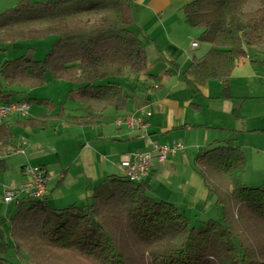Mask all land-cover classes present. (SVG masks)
I'll return each mask as SVG.
<instances>
[{
  "label": "trees",
  "instance_id": "obj_1",
  "mask_svg": "<svg viewBox=\"0 0 264 264\" xmlns=\"http://www.w3.org/2000/svg\"><path fill=\"white\" fill-rule=\"evenodd\" d=\"M186 0L185 21L201 30L209 45L190 70L200 82L219 80L230 96L235 68L247 46H264V0ZM255 4V7H253ZM253 7V8H252ZM132 0H20L0 13V44L57 39L43 60L28 50L0 65V103L27 101L47 109L43 116L0 120V171L18 146L14 131L46 129L56 118L82 126L99 124L108 109L125 110L131 93L116 79L144 77L148 90L165 86L148 61L147 34L134 30ZM52 81L76 87L66 104L28 97V90ZM14 119V120H13ZM196 170L221 209L219 219L194 226L172 202L155 198L147 182L110 176L84 203L53 207L49 195L16 199L0 223V264H264V183L249 186L239 146L215 143L197 156Z\"/></svg>",
  "mask_w": 264,
  "mask_h": 264
},
{
  "label": "crops",
  "instance_id": "obj_2",
  "mask_svg": "<svg viewBox=\"0 0 264 264\" xmlns=\"http://www.w3.org/2000/svg\"><path fill=\"white\" fill-rule=\"evenodd\" d=\"M132 2L136 23L143 22L141 28L147 29L149 64L168 76L165 86L147 93L135 90L130 92L131 99L125 110L110 108L117 112L110 113L116 134L110 140L108 128L103 125L109 122L106 115L99 123L101 136L86 131L96 130L98 125L82 126L58 118L57 123L53 122L56 119L52 120L46 129L22 128L24 131L17 138L18 143H24V150L11 154L5 170L0 171V223L6 220L13 203L5 202L8 192L24 185L31 166L44 170L49 199L57 203L56 208H63L86 202L93 189L110 176L125 177L121 163L134 151H152L154 142L163 145L179 141L185 149L165 162L155 159L146 182L155 198L172 202L184 214L187 211L197 219L201 213L211 215L217 204L215 195L196 170L198 155L215 143L241 147L239 139L244 135L251 136V147L258 149V154L264 153V59L248 56L240 63L230 79V96H225L222 81L200 82L188 70L194 59L206 54L209 45L206 44L202 56L196 55L205 45L199 40L202 31L199 34L186 21L173 22L167 16L172 0ZM194 42L198 43L197 47L193 46ZM175 76H178L177 84L171 85ZM182 80L192 81L194 85ZM33 106L39 109L30 110V116L47 113L44 106ZM80 106H66L67 114L79 115ZM142 109L151 113L149 137L143 138L138 131L116 126L117 117L140 116ZM131 138L134 140L129 142ZM124 142H129L128 146L121 150ZM118 145L120 149H116Z\"/></svg>",
  "mask_w": 264,
  "mask_h": 264
},
{
  "label": "rangeland",
  "instance_id": "obj_3",
  "mask_svg": "<svg viewBox=\"0 0 264 264\" xmlns=\"http://www.w3.org/2000/svg\"><path fill=\"white\" fill-rule=\"evenodd\" d=\"M19 1L20 0H0V13L4 12L7 9L17 7ZM252 1L253 0H250L248 2L247 6L245 7V10H249V7L252 6ZM185 2L186 0H172V3H171L172 5L170 7V13H168L167 16H169L173 22H183V23L185 22V13L183 11V5L185 4ZM253 7H255V4ZM142 25H143V22L141 23L137 22L136 25L134 26V30H136L138 33L142 31L143 33L146 34L145 31L147 29L146 27H144L145 28V31H144L141 28ZM196 31L199 32L200 30H196ZM56 39H57L56 36H50L42 40H20L15 43L0 44V65L4 63L5 61L13 60L15 58L20 57L21 55L25 54L28 50H30V52L33 54V57L35 59L43 60L47 56V53L51 50L52 45ZM146 41L147 39H145V42ZM194 41L199 42L198 40H194ZM206 49H207V45L205 44L204 46H202V48L196 51V55L202 56ZM247 51H248L249 56L253 57L254 59H257V58L260 60L264 59V46H247ZM152 72H154L155 74H163V72L161 73L158 72L154 66H152ZM177 77L178 76H175L173 79H171L170 81L171 85L177 84ZM48 80L49 81L46 85L35 88V89L28 90L26 94H19L18 96L22 97L23 95H25V96H28L29 98L30 97L50 98L54 100L55 103L57 104L65 103L66 106L70 108H77L78 106H80L79 103L71 102L70 100H68V97H67L68 91L76 87L73 83L66 82V81H52V77L50 73H48ZM116 80L121 82L124 85V87L126 88V92H134L136 90L137 93H147L149 91L148 87L151 84V82H148L146 78L144 77L138 79L133 76H127V77L118 78ZM182 81L184 83H187L188 85H194V82L192 81L191 82H189V80L188 81L182 80ZM36 109H39V106H32L31 111L35 112ZM43 110L47 112V109L45 107H43ZM107 111L108 112L105 115H106L107 121L109 122L108 124L107 122H105L103 125H105L104 126L105 128H108L107 133L109 134V136H111V138H109L110 140L113 138V136H116V134L113 133L114 131L113 127L115 126L114 124H112V122L114 121H112V118L110 117V113L117 114V112L113 109H109ZM58 121L59 120H57L56 118V120H54L53 122L55 124ZM97 125H98V128L96 127V130L91 131L88 129L86 131H90L92 135L98 134V136H101V134L99 133L101 131V128L99 127H102V126L99 124ZM14 131L16 135H20L22 131H24V129L18 127V128H15ZM130 140L131 141L129 142H132L134 139L131 138ZM241 140L239 139V144L242 150L244 151V155L247 159V166H246V170L243 176V181L245 184L249 186H253V187L261 186L264 183V153L261 156L260 154H258V149L251 147V136L244 135L241 137ZM129 142H124L125 144H123L124 146H121V150H125L128 146L126 143H129ZM234 144H236V141L234 142ZM119 145L116 146L117 147L116 149H118ZM134 150L136 149H132V151ZM15 152H18V151H15ZM136 152H143V151L141 150V151H136ZM13 154L14 152L12 153V155ZM11 159L12 157L9 159V161ZM125 177H126V174H125ZM48 201L53 207L57 206L56 205L57 203L52 201V198L48 199ZM214 205L216 209L213 210L211 215H206V213H203V214L201 213L200 216L196 219L195 215L193 217H190V215H188L189 212L187 211H186V214L191 218V221L194 224V226H199L202 224V222L207 221L209 219H219L220 218L221 209L219 208V206H216L217 204H214ZM11 262L12 264H22L18 258H11Z\"/></svg>",
  "mask_w": 264,
  "mask_h": 264
},
{
  "label": "built area",
  "instance_id": "obj_4",
  "mask_svg": "<svg viewBox=\"0 0 264 264\" xmlns=\"http://www.w3.org/2000/svg\"><path fill=\"white\" fill-rule=\"evenodd\" d=\"M194 47L198 46V43H193ZM31 105L27 101H15L10 104L0 103V120H5L10 116H18L25 118L30 115ZM142 115H132V116H121L117 117L115 124L117 127H127L133 131H138L143 138H147L150 135V122L149 118L151 113L142 109ZM153 150L147 152H135L130 158L122 161V166L125 169V174L127 179L132 182H145L149 177L150 169L154 164V160L158 159L165 162L170 156L183 151L185 146L179 141H173L170 144H159L153 143ZM24 143L19 142L16 149H14L11 154L15 151H23ZM10 154V155H11ZM8 155H0V160L6 158ZM47 175L44 170L40 167H29L27 169V180L22 187L16 188L9 191L5 202L11 203L18 198L24 196H35L37 198L44 197L48 195Z\"/></svg>",
  "mask_w": 264,
  "mask_h": 264
}]
</instances>
